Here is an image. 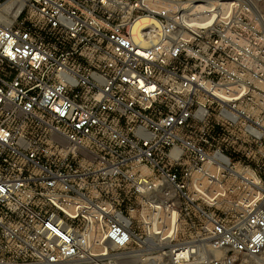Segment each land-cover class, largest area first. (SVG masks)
<instances>
[{
	"label": "built area",
	"instance_id": "1",
	"mask_svg": "<svg viewBox=\"0 0 264 264\" xmlns=\"http://www.w3.org/2000/svg\"><path fill=\"white\" fill-rule=\"evenodd\" d=\"M260 4L0 0V264H264Z\"/></svg>",
	"mask_w": 264,
	"mask_h": 264
},
{
	"label": "rangeland",
	"instance_id": "2",
	"mask_svg": "<svg viewBox=\"0 0 264 264\" xmlns=\"http://www.w3.org/2000/svg\"><path fill=\"white\" fill-rule=\"evenodd\" d=\"M260 14H261V17L264 18V0H261V4H260ZM261 68H262V71H263V73L261 75V83L264 84V58H262ZM181 238H182V236H180V235L177 236V240H179ZM166 250L167 249H164V252ZM240 260H241V258H238L237 261H236V264H240ZM262 260L264 261V255L262 257ZM68 264H83V263H68Z\"/></svg>",
	"mask_w": 264,
	"mask_h": 264
},
{
	"label": "bare ground",
	"instance_id": "3",
	"mask_svg": "<svg viewBox=\"0 0 264 264\" xmlns=\"http://www.w3.org/2000/svg\"><path fill=\"white\" fill-rule=\"evenodd\" d=\"M169 216H168V214H164V221L167 223V221H169Z\"/></svg>",
	"mask_w": 264,
	"mask_h": 264
}]
</instances>
